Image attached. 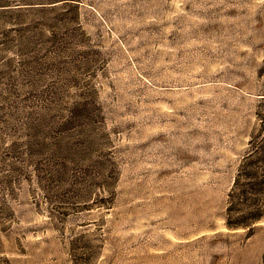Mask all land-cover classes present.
Returning <instances> with one entry per match:
<instances>
[{
  "label": "rangeland",
  "instance_id": "obj_1",
  "mask_svg": "<svg viewBox=\"0 0 264 264\" xmlns=\"http://www.w3.org/2000/svg\"><path fill=\"white\" fill-rule=\"evenodd\" d=\"M0 264H264V0H0Z\"/></svg>",
  "mask_w": 264,
  "mask_h": 264
}]
</instances>
